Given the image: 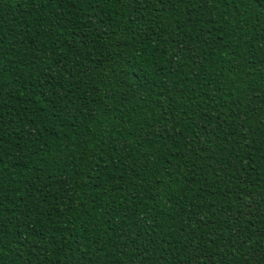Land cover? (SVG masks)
I'll use <instances>...</instances> for the list:
<instances>
[{
	"label": "trees",
	"instance_id": "trees-1",
	"mask_svg": "<svg viewBox=\"0 0 264 264\" xmlns=\"http://www.w3.org/2000/svg\"><path fill=\"white\" fill-rule=\"evenodd\" d=\"M0 264H264V0H0Z\"/></svg>",
	"mask_w": 264,
	"mask_h": 264
}]
</instances>
